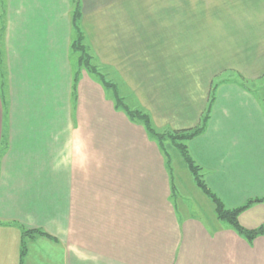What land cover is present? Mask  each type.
<instances>
[{
	"label": "crops",
	"instance_id": "0c3cea01",
	"mask_svg": "<svg viewBox=\"0 0 264 264\" xmlns=\"http://www.w3.org/2000/svg\"><path fill=\"white\" fill-rule=\"evenodd\" d=\"M73 8L0 0V235H12L7 252L0 236V264L19 262L31 229L53 239L25 236L24 264H264V235L242 237L192 176L174 180L164 149L98 77L82 68L74 84ZM79 8L92 61L158 131L197 126L217 85L189 155L226 208L264 196V94L247 87L264 86V0ZM238 222L264 228V202Z\"/></svg>",
	"mask_w": 264,
	"mask_h": 264
},
{
	"label": "trees",
	"instance_id": "16d2710c",
	"mask_svg": "<svg viewBox=\"0 0 264 264\" xmlns=\"http://www.w3.org/2000/svg\"><path fill=\"white\" fill-rule=\"evenodd\" d=\"M73 2V11L71 14V25L76 33V38L72 41L70 48L72 52L77 53V72L74 76V84L76 83L78 79V72L79 69H85L87 72L95 75L98 77L102 83L113 90V95L115 98L116 106L117 108H121L126 112V114L132 118L140 120L141 123L144 125L147 132L158 142L159 146L162 148L161 140L163 138V133L159 132L157 129H155L152 126L151 119L149 115L144 111H131L127 108V106L124 104L122 97L119 96L118 90L116 86L113 83H109L105 80L104 76L99 71L96 64L92 63V57L89 54L83 40L84 36L79 26V20H80V8H79V0H72ZM216 84L214 83L212 85L211 91H210V97L208 98L206 108L204 112L202 113L200 123L193 127V128H187V129H181V130H174V133H178L177 136L170 135L168 136L169 139L172 141L175 147L178 148L180 151L182 158L185 162V165L187 169L189 170L191 176L193 177L196 185L213 201L215 205V210L217 217L227 221L233 229L242 237L246 238L247 240H252L255 236L262 234L264 235V228H259L256 230H247L243 228L239 222H238V215L239 213L244 210L249 204L252 202L258 201L264 202V196L254 198L249 200L246 204H243L239 207L228 209L226 208L221 201L212 193L207 186L205 185L204 181L202 180V175L200 174V168L197 164H195L194 160L190 157L188 149H187V142L194 138L195 136L202 133L206 127L207 121L210 116L211 107L214 101V91L216 88ZM166 155V154H165ZM25 236L29 237H35V236H42L46 238L53 239L52 236H50L48 233H46L43 230L39 229H31V230H24L22 232V242H21V250L19 254V264H24V256L26 253V243H25Z\"/></svg>",
	"mask_w": 264,
	"mask_h": 264
},
{
	"label": "rangeland",
	"instance_id": "374dc122",
	"mask_svg": "<svg viewBox=\"0 0 264 264\" xmlns=\"http://www.w3.org/2000/svg\"><path fill=\"white\" fill-rule=\"evenodd\" d=\"M70 59L73 63V61L75 60L76 61V66H77V53L76 52H72L70 54ZM92 61V60H91ZM93 64H95L93 61H92ZM77 68V67H76ZM75 68V69H76ZM77 70V69H76ZM101 74L104 76L105 80L109 83H112L109 79V76L106 72H104L103 70H100ZM105 73V74H104ZM227 77H230L231 79L233 80H236V81H241V80H244L245 78L243 76H241V74H237V73H233V74H226V78ZM248 81V80H246ZM264 81V79H263ZM262 81V83H263ZM249 86H247L250 90L253 91V93H255L257 96L261 97L262 95L261 94H264V86H261L259 85V83H256L255 85H252V82H249L248 84ZM260 87H258V86ZM106 90H108V94H112L113 93V90L111 88H108L106 87ZM119 90L122 92V88L119 87ZM261 95V96H260ZM119 96L122 97V100L124 102V104L127 106V108L131 111H143L141 109H139V107H135L130 101L129 99L125 98L124 95L119 94ZM137 120V119H136ZM174 130H164V131H159V132H162L164 135H163V138L161 140V145H162V148L164 149L165 151V154H166V159H167V163H168V167L170 168L171 172H172V175L175 176V179L176 180V177H182V178H185V181L186 182H189L190 178H191V175H190V172L189 170L187 169L186 165H185V162L182 158V155L180 153V151L178 150L177 147L174 146V144L172 143V141L169 139L168 136L170 135H174V136H177L178 133H174L173 132ZM0 236H2L4 239V243L7 247H5V251L7 252L9 250V247H10V236H12L10 233H2ZM12 262V261H9V263ZM15 262V264H19L18 262V257L15 258V260L13 261Z\"/></svg>",
	"mask_w": 264,
	"mask_h": 264
}]
</instances>
